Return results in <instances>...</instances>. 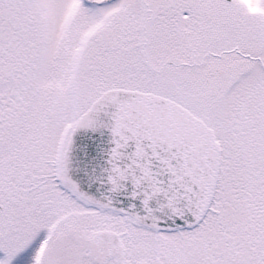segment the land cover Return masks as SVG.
Instances as JSON below:
<instances>
[{"label":"snow or ice","instance_id":"1","mask_svg":"<svg viewBox=\"0 0 264 264\" xmlns=\"http://www.w3.org/2000/svg\"><path fill=\"white\" fill-rule=\"evenodd\" d=\"M0 264H264V0H0Z\"/></svg>","mask_w":264,"mask_h":264}]
</instances>
